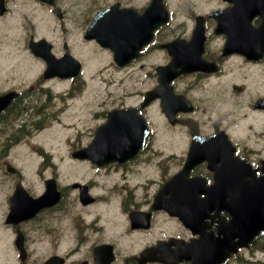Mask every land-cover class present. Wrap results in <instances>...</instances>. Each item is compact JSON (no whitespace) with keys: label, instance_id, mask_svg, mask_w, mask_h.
<instances>
[{"label":"flooded vegetation","instance_id":"flooded-vegetation-1","mask_svg":"<svg viewBox=\"0 0 264 264\" xmlns=\"http://www.w3.org/2000/svg\"><path fill=\"white\" fill-rule=\"evenodd\" d=\"M173 9L175 0H1L0 94H12V99L0 112L3 165L10 164L12 150L21 141L31 140L34 129L47 127L50 118H60L65 107L91 112L97 127L110 110L137 105L139 98L134 103H124L121 98L111 106L107 100L102 101L97 84L91 89L87 87L84 68L88 61L99 64L107 58L114 65L112 53L131 54L139 47L123 67L130 68L133 63H144L150 52L163 55L164 42L174 37L189 39L191 33L178 28L165 31L164 26L158 24L163 13L171 15ZM192 10L199 15V8ZM261 21L259 15L252 18L254 26ZM259 26L264 31V23ZM212 27V21L208 20L201 52L207 62L206 70L175 78V94L185 98L175 106L188 112L179 111L175 116V157L170 164L163 161V153L147 140L132 159L122 163L112 161L98 166L89 158H73L92 163L78 161L88 162L89 166L80 177L69 178L66 172L71 169L64 170L65 177H58V171L45 176L42 190L47 185L54 186L50 200H58L32 217L14 221L8 220V214L9 199L15 188L21 184L31 196L40 194L31 191L20 172L10 174L3 169V181L7 177L10 183L4 187L0 184V191L5 189L0 206V264H46L49 260H52L50 264H141V254L162 261L145 264H175V253L190 239L192 228L185 227L175 215L156 206L155 198L165 180L185 167L192 176L201 177L209 184L215 172L238 167L235 157L258 169L256 175H264L259 171L264 154L255 146L264 142V81L259 89L253 83L257 95L245 105V109L253 112L250 115L254 119L258 117L256 126L247 124L237 128L232 120L226 126L213 128L211 125V131L203 130L211 118L205 116L207 107L218 113V122L226 121L220 112L223 104H231L226 82L232 72L237 80L243 70L264 75V37L263 51L247 59L235 51L225 52L224 42L212 34ZM149 29H152L150 42L141 44L147 39ZM39 39L48 42L51 53L66 62V72L70 73L77 62L79 73L44 79L45 63L36 56L33 45ZM260 42L257 39L254 44ZM36 61L43 67L37 77ZM230 90L240 95L246 85L232 81ZM36 95L45 96L47 102L36 104ZM126 96L131 97L133 93L129 91ZM140 112L147 118L153 114L161 117L157 101ZM230 127L236 132L234 136ZM219 132L226 136H218L209 144L194 142L196 136L207 137ZM89 137L84 140V147ZM249 139L253 145L247 143ZM64 154L72 156L71 151ZM146 156L157 161L160 174L146 173L142 179L134 180V172L139 170ZM186 160L191 165L186 164ZM47 169L45 167L44 171ZM220 215L221 219L210 211L204 216L208 223L206 231L196 235L200 247L209 245L204 249L211 261L234 259L239 264H264V260L259 259L264 252V231L239 247L237 243L244 235L243 230L228 224L232 213L226 208L220 210ZM219 242L234 247L222 253L216 248Z\"/></svg>","mask_w":264,"mask_h":264},{"label":"rangeland","instance_id":"rangeland-1","mask_svg":"<svg viewBox=\"0 0 264 264\" xmlns=\"http://www.w3.org/2000/svg\"><path fill=\"white\" fill-rule=\"evenodd\" d=\"M182 14L181 12H176L175 13V20L176 21H181L182 20ZM50 25V22H49ZM40 33V31H37ZM153 62L152 63H146L143 65L142 69H138L137 65H134L133 68L131 69V77H127L126 74L123 77L121 73L113 71L111 68L107 67L104 63H99L96 64L94 61H88L86 63V78H87V83H88V88H91V86L94 85L95 81L97 82L98 86H100V91L102 93V85L104 82L103 77L108 78L107 81L110 83V88L111 89H120V88H129L132 90L133 93H135L136 90L149 87L151 84V78L150 74L152 73V68L156 63L162 62V60H159V58L155 59V54H153L152 58ZM106 67L103 70V67ZM42 70V64L39 61L35 62V76L37 77L39 73H41ZM124 72V70H122ZM234 73L232 72L226 82V86L228 88V97L231 101V104H223L222 109L220 114H222V117L226 119L224 122L223 120L218 122V113L216 111H213L210 107H207L205 113L206 118L210 119V123L208 122L204 127L203 130L208 132L212 130L211 125L214 127L216 126H226V123L231 122L232 120L235 122L234 124L238 127L241 126L243 123V120L249 117L250 112L247 107V112L243 114V111L245 109V104L247 102L246 95L249 92L250 85L247 84V89L244 91L243 94L237 95L232 93L230 90V85L232 81L240 82V81H245V77L247 75H251L253 77V80H251V83H254L256 89L260 88V83L261 81H264V75L263 74H258V73H253L248 70H243L238 77V80L235 79ZM144 80L145 84L140 85L139 81ZM122 81L121 84L119 82ZM134 95H133V100H134ZM201 113V110L199 111ZM84 125L78 127L77 129L80 130V133L82 135H89L92 132V129L94 127V121L92 119H87L83 120ZM253 125L258 123V117L257 119L252 121ZM61 128H51L50 133H47L46 135H43L42 133L38 134V137H35L36 142L40 141H48L52 142V147H58L60 144L57 142L60 141L62 138V134L60 132ZM229 131L231 134L234 136L235 131L232 127L229 128ZM67 134V133H66ZM172 135L175 137V131L172 132ZM3 138V135L0 134V140ZM249 145H253V142H249ZM255 146L259 149H261V154H264V142H258L255 144ZM19 152L21 153L19 156L16 158H13V160L16 162L18 166H20L22 169H26L25 173V180L28 183H32L34 179L36 178L35 173V168L37 166L36 160L35 161H29L27 158L29 156H32L30 154L31 152V147L29 144H23L19 147ZM33 172V174H32ZM3 183V175H2V170H1V161H0V184Z\"/></svg>","mask_w":264,"mask_h":264},{"label":"water","instance_id":"water-1","mask_svg":"<svg viewBox=\"0 0 264 264\" xmlns=\"http://www.w3.org/2000/svg\"><path fill=\"white\" fill-rule=\"evenodd\" d=\"M43 44V41L38 42L37 45V54L45 58L46 60L49 59V53H43L42 51H38V48H41ZM126 134V133H125ZM119 128H115L112 131L103 134L102 136L105 138L103 142L100 144L103 145L104 147H100L99 145V140L96 141L94 144H92L91 152L103 154L104 160H113L118 157L119 153V141H122V139H117V137H123L125 135ZM103 160V161H104ZM250 175L245 173L244 175L237 174V175H232L234 179L237 180L238 183L243 184L244 188L243 191L245 193L250 194L251 200L252 196L256 192H262L264 191V176H261L260 178H254V180H248L247 177Z\"/></svg>","mask_w":264,"mask_h":264}]
</instances>
